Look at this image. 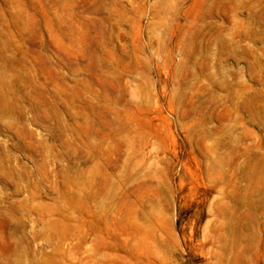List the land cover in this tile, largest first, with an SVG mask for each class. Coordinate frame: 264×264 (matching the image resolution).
<instances>
[{
  "label": "rangeland",
  "instance_id": "rangeland-1",
  "mask_svg": "<svg viewBox=\"0 0 264 264\" xmlns=\"http://www.w3.org/2000/svg\"><path fill=\"white\" fill-rule=\"evenodd\" d=\"M0 264H264V0H0Z\"/></svg>",
  "mask_w": 264,
  "mask_h": 264
}]
</instances>
